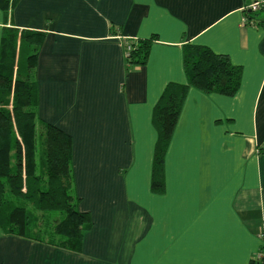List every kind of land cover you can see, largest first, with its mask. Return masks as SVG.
Returning a JSON list of instances; mask_svg holds the SVG:
<instances>
[{
	"label": "crops",
	"instance_id": "crops-1",
	"mask_svg": "<svg viewBox=\"0 0 264 264\" xmlns=\"http://www.w3.org/2000/svg\"><path fill=\"white\" fill-rule=\"evenodd\" d=\"M251 0H19L2 30L43 34L37 119L71 138L73 189L92 226L80 252L6 235L0 264H249L264 246V24ZM152 39L130 66L129 44ZM241 70L235 95L189 88L150 189L152 110L186 84L185 46Z\"/></svg>",
	"mask_w": 264,
	"mask_h": 264
},
{
	"label": "trees",
	"instance_id": "trees-1",
	"mask_svg": "<svg viewBox=\"0 0 264 264\" xmlns=\"http://www.w3.org/2000/svg\"><path fill=\"white\" fill-rule=\"evenodd\" d=\"M19 0H0L7 13ZM246 22L264 24V7L245 10ZM43 34L2 30L0 47V229L11 235L71 252H80L82 235L91 228L88 213L78 208L73 189L71 138L59 128L37 119L34 69ZM152 39L129 44L130 66L143 65ZM186 84L169 83L153 107L156 132L150 189L163 190V161L187 90L235 95L241 70L224 55L206 47L187 45L183 51ZM40 213L44 223L34 213ZM54 216V219H49ZM53 218V217H52ZM57 241L44 236L51 232ZM249 264H264V246Z\"/></svg>",
	"mask_w": 264,
	"mask_h": 264
},
{
	"label": "built area",
	"instance_id": "built-area-1",
	"mask_svg": "<svg viewBox=\"0 0 264 264\" xmlns=\"http://www.w3.org/2000/svg\"><path fill=\"white\" fill-rule=\"evenodd\" d=\"M262 7H264V0H251L250 4L246 9L253 12H257ZM129 49L130 47L128 46L126 50L127 51L126 54L129 52Z\"/></svg>",
	"mask_w": 264,
	"mask_h": 264
},
{
	"label": "rangeland",
	"instance_id": "rangeland-1",
	"mask_svg": "<svg viewBox=\"0 0 264 264\" xmlns=\"http://www.w3.org/2000/svg\"><path fill=\"white\" fill-rule=\"evenodd\" d=\"M126 55H127V54H126ZM126 55H125V56H126ZM34 215H35L36 217L39 218V221H41V222H40L41 224L44 223V220L41 218L42 216H41V214H40L39 212L36 213V214L34 213ZM52 217H53V218H52ZM52 217L50 216L49 219L53 220V219H54V216H52ZM90 219H91V218H90ZM91 225H92V222H91ZM49 236H53V237H52V240H54V241H57V240H58V237H57V236H54L53 233H52V231H51V232H48V233L44 236V238L49 240V239H50Z\"/></svg>",
	"mask_w": 264,
	"mask_h": 264
}]
</instances>
